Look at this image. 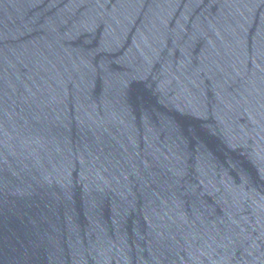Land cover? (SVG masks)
Returning <instances> with one entry per match:
<instances>
[{
  "label": "water",
  "instance_id": "95a60500",
  "mask_svg": "<svg viewBox=\"0 0 264 264\" xmlns=\"http://www.w3.org/2000/svg\"><path fill=\"white\" fill-rule=\"evenodd\" d=\"M0 264H264V0H0Z\"/></svg>",
  "mask_w": 264,
  "mask_h": 264
}]
</instances>
